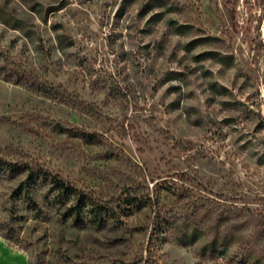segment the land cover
<instances>
[{"label":"rangeland","instance_id":"rangeland-1","mask_svg":"<svg viewBox=\"0 0 264 264\" xmlns=\"http://www.w3.org/2000/svg\"><path fill=\"white\" fill-rule=\"evenodd\" d=\"M0 72V156L110 209L0 174V264H264V0H0Z\"/></svg>","mask_w":264,"mask_h":264},{"label":"trees","instance_id":"trees-1","mask_svg":"<svg viewBox=\"0 0 264 264\" xmlns=\"http://www.w3.org/2000/svg\"><path fill=\"white\" fill-rule=\"evenodd\" d=\"M0 75H4L3 77L7 80H11L14 77V74L7 75L2 74V72H0ZM15 81L19 83L20 79L17 78ZM36 89L48 96L55 94V92L49 91L46 87L36 86ZM0 174H9L13 177L22 175L18 181L17 192L26 196L32 209L36 207L37 203L32 198L31 192L40 184H46L51 194H53L51 203L59 207L63 206L64 214L76 218L79 223L84 224L90 221L100 224L103 223L104 218L110 213V209L107 206L95 203L94 198L90 194L76 188L63 177L41 166H33L19 159H8L0 156ZM159 199L157 194L156 201L159 202ZM134 202L135 200L129 201V203ZM140 204H144L142 199L139 202ZM187 235L190 237V241H194L197 237L195 230Z\"/></svg>","mask_w":264,"mask_h":264}]
</instances>
